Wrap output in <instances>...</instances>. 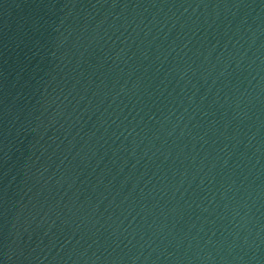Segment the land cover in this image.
<instances>
[{
	"label": "water",
	"instance_id": "1",
	"mask_svg": "<svg viewBox=\"0 0 264 264\" xmlns=\"http://www.w3.org/2000/svg\"><path fill=\"white\" fill-rule=\"evenodd\" d=\"M0 264H264V0H0Z\"/></svg>",
	"mask_w": 264,
	"mask_h": 264
}]
</instances>
